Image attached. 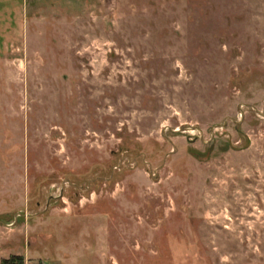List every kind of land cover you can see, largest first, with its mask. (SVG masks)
Instances as JSON below:
<instances>
[{
  "label": "rangeland",
  "instance_id": "rangeland-1",
  "mask_svg": "<svg viewBox=\"0 0 264 264\" xmlns=\"http://www.w3.org/2000/svg\"><path fill=\"white\" fill-rule=\"evenodd\" d=\"M12 256L264 264V0H0Z\"/></svg>",
  "mask_w": 264,
  "mask_h": 264
},
{
  "label": "trees",
  "instance_id": "trees-1",
  "mask_svg": "<svg viewBox=\"0 0 264 264\" xmlns=\"http://www.w3.org/2000/svg\"><path fill=\"white\" fill-rule=\"evenodd\" d=\"M22 258L18 256H12L7 260H2L0 264H22Z\"/></svg>",
  "mask_w": 264,
  "mask_h": 264
},
{
  "label": "crops",
  "instance_id": "crops-1",
  "mask_svg": "<svg viewBox=\"0 0 264 264\" xmlns=\"http://www.w3.org/2000/svg\"><path fill=\"white\" fill-rule=\"evenodd\" d=\"M26 7V6H25Z\"/></svg>",
  "mask_w": 264,
  "mask_h": 264
}]
</instances>
